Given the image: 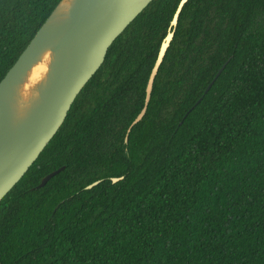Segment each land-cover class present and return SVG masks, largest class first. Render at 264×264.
I'll list each match as a JSON object with an SVG mask.
<instances>
[{
  "label": "trees",
  "instance_id": "trees-1",
  "mask_svg": "<svg viewBox=\"0 0 264 264\" xmlns=\"http://www.w3.org/2000/svg\"><path fill=\"white\" fill-rule=\"evenodd\" d=\"M59 1L0 0V80ZM179 2L114 40L0 201V264H264V0H188L131 126Z\"/></svg>",
  "mask_w": 264,
  "mask_h": 264
},
{
  "label": "water",
  "instance_id": "water-1",
  "mask_svg": "<svg viewBox=\"0 0 264 264\" xmlns=\"http://www.w3.org/2000/svg\"><path fill=\"white\" fill-rule=\"evenodd\" d=\"M151 1L60 0L43 22L0 80V201L57 133L75 98L104 62L114 40ZM187 1L180 0L178 4L151 70L144 106L131 126L146 113L156 75ZM42 63L46 65L43 75L32 80L33 70ZM63 169L64 166L45 175L38 187Z\"/></svg>",
  "mask_w": 264,
  "mask_h": 264
},
{
  "label": "bare ground",
  "instance_id": "bare-ground-1",
  "mask_svg": "<svg viewBox=\"0 0 264 264\" xmlns=\"http://www.w3.org/2000/svg\"><path fill=\"white\" fill-rule=\"evenodd\" d=\"M45 69H46V65L45 64H39L37 67H35V69L33 70V74H32V80H37V79H39L42 75H43V73H44V71H45Z\"/></svg>",
  "mask_w": 264,
  "mask_h": 264
}]
</instances>
